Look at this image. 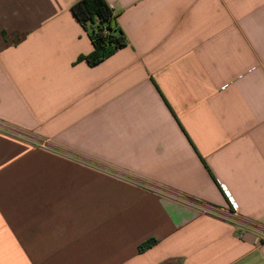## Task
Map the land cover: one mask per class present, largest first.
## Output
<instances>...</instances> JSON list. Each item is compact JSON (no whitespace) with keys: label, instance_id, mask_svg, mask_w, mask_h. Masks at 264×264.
Instances as JSON below:
<instances>
[{"label":"crops","instance_id":"obj_1","mask_svg":"<svg viewBox=\"0 0 264 264\" xmlns=\"http://www.w3.org/2000/svg\"><path fill=\"white\" fill-rule=\"evenodd\" d=\"M78 1L0 0V264H264V0H105L93 67Z\"/></svg>","mask_w":264,"mask_h":264},{"label":"trees","instance_id":"obj_2","mask_svg":"<svg viewBox=\"0 0 264 264\" xmlns=\"http://www.w3.org/2000/svg\"><path fill=\"white\" fill-rule=\"evenodd\" d=\"M71 12L88 32L93 51L87 56H81L78 61H85L93 67L116 51L126 46V38L122 30L116 25V14L105 0H80L71 8ZM156 241L149 240L141 244L139 252L152 247Z\"/></svg>","mask_w":264,"mask_h":264},{"label":"built area","instance_id":"obj_3","mask_svg":"<svg viewBox=\"0 0 264 264\" xmlns=\"http://www.w3.org/2000/svg\"><path fill=\"white\" fill-rule=\"evenodd\" d=\"M229 202H230L232 209L236 210V204L232 201L230 197H229Z\"/></svg>","mask_w":264,"mask_h":264}]
</instances>
